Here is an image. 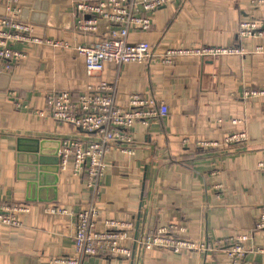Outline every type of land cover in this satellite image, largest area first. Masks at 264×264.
<instances>
[{
  "label": "crops",
  "instance_id": "obj_1",
  "mask_svg": "<svg viewBox=\"0 0 264 264\" xmlns=\"http://www.w3.org/2000/svg\"><path fill=\"white\" fill-rule=\"evenodd\" d=\"M77 0H20L19 18L32 25V35L77 43L98 42L107 24L96 31L74 28ZM4 8L0 3V16ZM255 19L264 25V4L250 0H178L158 8L151 27L131 30L128 42L147 41L153 53L179 44L228 46L236 41L239 23ZM246 49L264 45V36L243 42ZM25 56L11 71L0 66V199L28 202L30 212L19 226L0 223V264H50L53 257L73 253L76 212L93 200L85 178L59 172L53 190L27 187L29 172L17 162L19 137L55 141L81 136L72 125L56 121L44 111L50 92L81 93L88 83L106 80L116 87V101L127 108L135 93L163 101L164 116L131 127L135 152L123 153L110 144L104 155L101 179L102 209L96 229L109 219L136 223L135 235L147 226L183 225L192 240L225 242L235 234L250 235L241 264H264V227L255 228L264 208V175L257 168L264 160V95L243 99L245 87L264 88V53L201 58L184 55L171 65L159 61L104 63L99 75L88 77L84 60L73 50L24 42L12 43ZM15 102L28 105L27 109ZM244 131L245 145L207 151L196 146L202 139L221 140ZM27 133L29 136H27ZM24 166V167H23ZM55 196V200H49ZM39 197V199H38ZM37 198L35 200H28ZM57 203L71 214H47L44 206ZM139 221V222H138ZM129 244V242H127ZM80 264H229L222 248L212 252L162 248L139 252L128 259L94 256Z\"/></svg>",
  "mask_w": 264,
  "mask_h": 264
},
{
  "label": "built area",
  "instance_id": "obj_2",
  "mask_svg": "<svg viewBox=\"0 0 264 264\" xmlns=\"http://www.w3.org/2000/svg\"><path fill=\"white\" fill-rule=\"evenodd\" d=\"M178 0H77L73 3L76 13L74 28L78 32L96 31L99 21L107 24L106 36L89 44H70L55 38H40L32 35V25L19 18L20 0H0L4 14L0 16V66L11 71L25 56L24 51L12 46L15 42L38 44L57 49L73 50L82 56L84 70L88 77L99 75L104 63L113 62L120 66L130 62L159 61L171 65L175 58L184 55H196L201 58H216L223 55L244 56L247 53H264V45H255L246 49L243 42L252 36H264V25L255 19L242 20L239 23L236 41L228 46L179 44L167 48L162 53H153L147 41L128 42L131 30H148L152 24L154 12L167 3ZM252 6L264 4V0H250ZM264 95V88L245 87L241 93L243 99ZM15 106L28 108L26 104L15 102ZM43 115L46 112L56 121L77 128L81 136L65 139L58 150L59 172H70L74 176L85 178L93 192L91 203L76 212V228L73 237V253L53 257L50 264H80L86 257L105 256L128 259L137 249L139 252L152 248H162L172 253L185 250L212 252L222 248L229 264H241L248 248V233H238L227 241H200L185 236L183 225L168 227L147 226L141 236H136L134 219L106 221L105 229H96V217L102 209L100 200V181L105 172L104 155L110 144H117L125 154L135 152L131 127L135 122L146 124L154 116H164L168 107L163 101L142 94H133L127 108L116 101L115 84L100 80L88 83L77 96L68 91L47 93L44 111L35 110ZM27 136L28 133H27ZM247 135L244 131L225 135L221 140L202 139L196 146L207 151L245 145ZM264 175V160L257 164ZM30 212L28 202H10L0 199V223L15 227L21 224L22 216ZM47 214H71L73 209L57 203L43 208ZM264 227V208L255 223L256 229ZM129 242V244H127ZM256 251L264 256V249Z\"/></svg>",
  "mask_w": 264,
  "mask_h": 264
},
{
  "label": "water",
  "instance_id": "obj_3",
  "mask_svg": "<svg viewBox=\"0 0 264 264\" xmlns=\"http://www.w3.org/2000/svg\"><path fill=\"white\" fill-rule=\"evenodd\" d=\"M48 143H50L49 139L31 137L17 138V162L27 166L26 170L29 172L27 176L28 188H36L39 191L45 188L49 189V187L53 190L55 189L59 173L58 150L60 143L55 141L53 147L45 151L44 145H48ZM35 199L37 198H28V200ZM55 199V196H53L49 200Z\"/></svg>",
  "mask_w": 264,
  "mask_h": 264
}]
</instances>
